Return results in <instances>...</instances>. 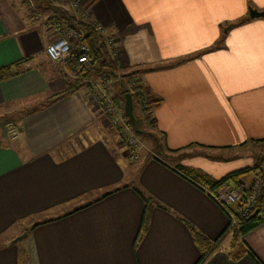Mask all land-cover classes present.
Masks as SVG:
<instances>
[{"label": "crops", "instance_id": "1", "mask_svg": "<svg viewBox=\"0 0 264 264\" xmlns=\"http://www.w3.org/2000/svg\"><path fill=\"white\" fill-rule=\"evenodd\" d=\"M44 1L43 16L73 27L68 8ZM20 4L0 0V70L22 71L0 81V264H196L185 222L223 235L204 264H264V224L238 238L245 253L233 260L228 215L180 170L251 187L261 163L264 178V17H250L264 0L88 2L87 21L105 26L152 102L162 151L137 159L86 87L65 92L75 79L45 52L56 34ZM135 188L165 208L140 236Z\"/></svg>", "mask_w": 264, "mask_h": 264}, {"label": "built area", "instance_id": "2", "mask_svg": "<svg viewBox=\"0 0 264 264\" xmlns=\"http://www.w3.org/2000/svg\"><path fill=\"white\" fill-rule=\"evenodd\" d=\"M56 3L71 11L74 25L71 29L67 30L60 22L54 20L44 23L45 28L53 31L57 36L47 44L45 52L53 63H56L64 71L68 72L66 66L67 61L70 60L72 51L77 50L79 52L77 59L78 67L79 69H84L89 64L87 45L85 42L87 35L78 23L86 19L89 13L85 7H82V0H56ZM92 27L100 35L105 33L106 28L104 25L93 22ZM105 43L112 55L111 57H114L112 59L117 58L118 52L115 39L113 37H108ZM70 74L73 79L77 78L75 74ZM115 78L116 77L105 73L99 74L97 77H83L81 81L87 88L93 102H95L108 120L112 129L119 130L116 131L119 132L121 139H125L126 145L124 148L128 154L136 158L139 154L138 152L141 150V144L137 140V133L125 113L124 99L118 101L115 98V92L113 91V86L117 81ZM137 82L136 79H131L126 83L130 84L128 88L132 93L138 92V94H140V91H134L135 88H139ZM139 98L141 100V94ZM6 128L11 139H16L18 137L17 127L14 123H7ZM263 186L264 181L262 182L261 179L258 178L251 187H246L243 184H237L228 180L217 185L215 188L203 186V189L228 215L230 220L229 228H231L236 225L238 219H246L251 215L260 197ZM234 206H237V211L233 210Z\"/></svg>", "mask_w": 264, "mask_h": 264}, {"label": "trees", "instance_id": "3", "mask_svg": "<svg viewBox=\"0 0 264 264\" xmlns=\"http://www.w3.org/2000/svg\"><path fill=\"white\" fill-rule=\"evenodd\" d=\"M93 1H97V0H93ZM68 20L72 21V24H74L73 17H72V19L68 18ZM78 24L86 32V35H87L85 42L87 45V55L89 58V64L84 69H79L78 62H77L79 52L77 50L72 51L71 58H70V60L67 61L66 66H67L68 71L70 73L75 74L77 76V78L75 79L74 83L72 84V87L70 89L66 90L65 92H70L72 90H75L77 87H80L81 85H83V83L81 81L83 77H89V76L105 74V73L115 77L117 68L119 67V63H120L118 60V57L115 59L110 58L111 57L110 52H109L107 45L103 39V36L98 34L93 29L92 25L89 22L81 21ZM21 72L22 71L18 68L14 69V70H12L11 68H3L0 70V81L12 78V77L17 76V75H20ZM122 85L123 86H121L122 88H121L120 94L123 97L126 94H130L132 97L133 106H134V100L136 98L140 99L139 97H140L141 93L138 94L137 91L141 92V90L139 88H135L134 91H136L137 93H132L129 90L128 86H126L125 84H122ZM58 95H61V94H58ZM135 119H136L137 128L139 130L142 129L141 128V122L142 121L139 120L136 116H135ZM180 170L185 175L191 177L194 181H196L198 183H202V184L206 185V187H210V188H215L217 185H219L225 181L231 180L237 176V175H231L230 177H228V178H226V179H224L218 183L211 184L208 181H206L204 177H202L201 175H199L198 173H196L192 169L180 168ZM255 171H256L257 175L262 174L259 163L257 164ZM135 191L141 197V199L143 200V202L145 204L144 215H143V219L141 222V228L139 231V236H140L148 225L150 213H151L153 207H160V208H164V207H161L160 203L157 200H155L153 197L148 195L143 189L135 188ZM108 195H106V196H108ZM256 210H258L259 212L257 215H254ZM185 224L190 229V231L193 235L194 242L198 246L200 253H201L196 264H204L208 260V258L216 250H218L220 248V242L222 240L223 235H221L218 239L211 241L207 237H205L201 232H199L194 227H192L190 223L185 222ZM261 224H264V186H263L260 197L257 200L256 206L253 209L251 215L246 219H241V220L238 219L236 227L232 228L231 230H228L229 231L228 234L229 235L231 234L235 240V242L233 244L234 252L228 253L229 256L233 260H238L245 253V250L243 249V247H241V245H239L237 242L238 238L243 237L246 234L250 233L251 231L255 230ZM38 225L39 224L34 225V227H36Z\"/></svg>", "mask_w": 264, "mask_h": 264}, {"label": "rangeland", "instance_id": "4", "mask_svg": "<svg viewBox=\"0 0 264 264\" xmlns=\"http://www.w3.org/2000/svg\"><path fill=\"white\" fill-rule=\"evenodd\" d=\"M82 1H83V4H82L83 6L82 7H85L86 9H88V6H89L88 2L89 1L92 2V0H82ZM53 2L57 6V8L58 7H64V6L59 5L58 3H56V0H53ZM43 3H45L44 0H21V4L20 5L23 6V8H24L23 10H28V9L32 8L34 10V12L32 11V13L35 16V19H37L38 21L40 20V21H42L44 23H46L47 21H50V20L56 21V19L46 18L45 16H43V14H42L43 10H42V7H41ZM44 19H45V21H43ZM87 19L88 18L84 19L83 21L89 22V21H87ZM44 23H43V26L45 27ZM89 23L91 25H93V22L92 23L89 22ZM97 23L103 25L100 22H97ZM109 35H111V34L106 32V30H105V33L102 34L104 41H107ZM110 56H112V55L110 54ZM110 58L112 59L114 57H110ZM97 76H99V75H94L93 77H97ZM115 77H116L115 79H117V81L115 82V84L113 86V91L115 92V98L118 101H122L124 99V97L120 94L121 88H122L121 86H123L122 84H125L126 82H129L131 79H136V78L126 68L122 67V65L120 63H119V67L117 68ZM119 77H121V78H119ZM72 80L74 81V79H72ZM137 83L139 84V82H137ZM126 84H125L126 86H130L129 83H126ZM82 86H84V85H82ZM138 87H139V85H138ZM151 105H152V102L145 95V93H143L142 90H141V100L137 99V98L134 100V114H135V116L137 118L141 119V121H142L141 122V128L142 129H140V130L143 132V133H138L137 132V136H138L137 140L141 144V150L138 153H140L142 155H148V156H152V155L160 156V153L162 151L161 150V144H162L161 140L162 139L159 138V134H157L153 130V127L151 125V119H150ZM0 121L3 122L4 121L3 118H0ZM8 123H12V122H8ZM116 130L113 129V131L115 133V137H116L115 141L117 142L119 147L125 149L124 147L126 145V141H125V139H121V136L119 135V132H117L119 130H117V131ZM148 133H150L149 135H151L153 139L148 135ZM263 150H264V148H262V147L259 148V152H262ZM126 153H127L128 157L131 158V159H137L139 157V154L135 158V156L129 155L127 151H126ZM260 164L261 163H259V165ZM240 175H244V173L240 174ZM258 178H260L262 182L264 181L263 177H261L260 175H257L255 180H254V183L251 186H253L255 184V182H256V180ZM236 183L237 184H242L239 181L236 182ZM233 210L237 211V206H234ZM236 225H237V223H236ZM236 225L231 227V228H229L228 230H231L232 228L236 227Z\"/></svg>", "mask_w": 264, "mask_h": 264}, {"label": "water", "instance_id": "5", "mask_svg": "<svg viewBox=\"0 0 264 264\" xmlns=\"http://www.w3.org/2000/svg\"><path fill=\"white\" fill-rule=\"evenodd\" d=\"M250 17L251 18H259V17H264V11L263 12H258L256 10H251L250 11ZM124 107H125V113L127 114L128 118L130 119L132 126L134 128V130L138 133H143L141 130H139L137 128L136 125V119H135V115H134V106H133V101H132V97L130 94H126L124 96ZM258 210L255 211L254 215L258 214ZM27 233L22 234L21 236L17 237L14 242H21L24 237L26 236Z\"/></svg>", "mask_w": 264, "mask_h": 264}, {"label": "bare ground", "instance_id": "6", "mask_svg": "<svg viewBox=\"0 0 264 264\" xmlns=\"http://www.w3.org/2000/svg\"><path fill=\"white\" fill-rule=\"evenodd\" d=\"M136 132V131H135ZM137 133V132H136Z\"/></svg>", "mask_w": 264, "mask_h": 264}]
</instances>
